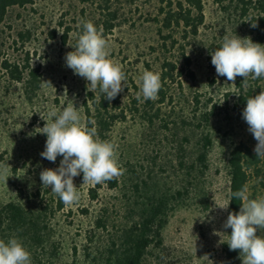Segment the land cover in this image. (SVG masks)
Instances as JSON below:
<instances>
[{
	"label": "rangeland",
	"instance_id": "1",
	"mask_svg": "<svg viewBox=\"0 0 264 264\" xmlns=\"http://www.w3.org/2000/svg\"><path fill=\"white\" fill-rule=\"evenodd\" d=\"M176 1L32 0L8 8L0 23V163L8 164L11 176L0 179V207L13 201L34 210L41 218L42 237L32 242L4 231L2 225L0 239H20L32 264H96L92 259L96 250H104L111 233L130 219L126 202L132 184L138 182L156 194L173 192L184 183L189 154L204 133L211 141L207 168L198 179L200 191L173 206L161 230V243L149 248L143 264H223L228 209L216 204L228 201L227 153L240 141L254 143L234 102L247 91L249 97L258 94L264 77L244 82L237 76L233 83L217 76L211 52L225 33L258 40L250 12L214 0H201L202 19L194 32L174 21L163 25L164 12ZM81 20L103 28L110 58L127 77V87L113 109L116 117L101 138L118 145L124 171L116 187L100 184L94 200L88 194L94 185L82 184L81 173L74 178L81 199L65 206L51 187L42 186L41 171L57 168L62 156L55 163L41 157L47 137L39 131L52 107L68 103H74L85 120L88 82L66 67L64 59L77 43ZM13 67L20 79L12 75ZM30 69L36 70L32 82ZM146 69L161 74L162 88L158 99L141 102L136 94ZM253 190L254 198L264 196V171L251 181L249 193ZM103 207L107 230L89 243L94 214ZM257 234L264 232L258 229Z\"/></svg>",
	"mask_w": 264,
	"mask_h": 264
},
{
	"label": "clouds",
	"instance_id": "2",
	"mask_svg": "<svg viewBox=\"0 0 264 264\" xmlns=\"http://www.w3.org/2000/svg\"><path fill=\"white\" fill-rule=\"evenodd\" d=\"M81 33L73 50L65 54V66L75 75L84 78L90 91L98 88L105 99L111 101L127 87V77L122 66L110 58L109 45L103 36V28H97L90 20L78 24ZM251 27H257L252 23ZM59 31V30H58ZM61 34L63 32L59 31ZM211 63L217 76H224L233 83L237 76L247 82L264 77V44L253 42L251 37L225 33L221 45L211 52ZM122 82H124L122 84ZM138 101L158 99L162 88L161 74L144 70L139 77ZM255 96L247 98L242 116L248 130L257 141L254 152L264 159V88ZM143 98V99H141ZM44 119V118H43ZM39 133L47 139L41 157L55 163V169L45 168L40 173L42 186L51 187L65 206H72L81 199L74 178L83 174V183L103 184L120 177L123 168L119 164L118 145L100 138L95 121H82L74 103L58 109L52 107ZM91 124V127L88 125ZM11 176L8 164L0 163V179ZM231 199L216 204L227 210L230 201L241 202L239 212H229L223 227L231 228L227 244L230 250H239L242 264H264V196L250 198L247 187L232 192ZM0 264H32L31 253L18 238L0 239Z\"/></svg>",
	"mask_w": 264,
	"mask_h": 264
},
{
	"label": "trees",
	"instance_id": "3",
	"mask_svg": "<svg viewBox=\"0 0 264 264\" xmlns=\"http://www.w3.org/2000/svg\"><path fill=\"white\" fill-rule=\"evenodd\" d=\"M219 5L234 4L243 13L250 12L251 24L256 23L257 27L253 28L254 36L258 42H264V0H214ZM32 3V0H0V23L5 18L8 8L12 6H24ZM194 15H191V13ZM202 19L201 0H178L175 7L169 8L164 12L162 18L163 25H168L171 21L176 24L190 27L194 32ZM5 63V62H4ZM6 65V64H5ZM13 67L11 71L15 79H20L19 74ZM30 82L36 79V70L30 69ZM249 92L239 94L234 107L240 117L243 118L242 112L246 107ZM89 102L85 104V120L95 121L97 131L102 138L104 132L109 129L116 117L113 109L119 102V94L109 101L103 97L99 88L95 91H88ZM209 114L204 115V121L207 122ZM245 121V120H244ZM91 127V124L88 125ZM253 145L240 141L234 144L227 153L226 169L228 174V200L231 199V193L247 187L248 192L251 181L263 173L264 159H260L254 152L257 141L251 133ZM201 143L194 148L189 154L188 164L185 169L184 183L176 188L173 192L156 194L152 190L145 188L138 182L131 186L130 196L127 200V211L130 212V219L126 221L117 232L111 233L109 241L104 246V250L98 248L92 259L96 264H143L144 258L151 246L161 243V230L167 221L169 212L177 203H183L185 196L194 197L200 191L199 176L203 174L206 166L207 148L210 145V137L204 133L200 137ZM185 168V167H184ZM109 188L118 185V179L106 182ZM100 184L88 188L89 198H97V189ZM250 198H254V190L250 193ZM59 204L61 200L59 199ZM241 202L233 198L228 206L229 212H239ZM87 212V209H82ZM94 225L87 237L89 243L94 242L93 238L98 233L107 230V215L105 208L96 210L93 218ZM3 225V227H2ZM4 231H13L18 236L26 237L28 240L35 242L42 237L41 218L35 214L34 210L27 209L21 204L13 201L6 202L0 207V228ZM231 233L229 228L228 234ZM222 244L223 264H242L239 250H230L226 243ZM95 240V239H94Z\"/></svg>",
	"mask_w": 264,
	"mask_h": 264
}]
</instances>
